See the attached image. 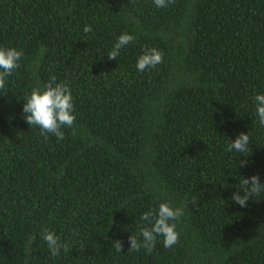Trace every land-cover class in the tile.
Returning <instances> with one entry per match:
<instances>
[{"label":"trees","instance_id":"trees-1","mask_svg":"<svg viewBox=\"0 0 264 264\" xmlns=\"http://www.w3.org/2000/svg\"><path fill=\"white\" fill-rule=\"evenodd\" d=\"M0 47L23 52L0 90V264H264V197L231 199L240 177L264 183V0H0ZM145 48L163 62L140 72ZM53 74L75 115L59 142L22 112ZM240 132L248 156L227 150ZM161 202L187 204L179 242L128 251Z\"/></svg>","mask_w":264,"mask_h":264},{"label":"clouds","instance_id":"clouds-1","mask_svg":"<svg viewBox=\"0 0 264 264\" xmlns=\"http://www.w3.org/2000/svg\"><path fill=\"white\" fill-rule=\"evenodd\" d=\"M170 0H153L157 8L167 7ZM85 33L92 31L90 25L83 28ZM134 37L128 33H122L111 51L107 54L108 59L116 60L122 48L132 42ZM46 49H41V53ZM23 52L14 47H0V90L6 87V80L14 70L20 65L19 61ZM163 62V53L155 48H145L137 58L136 68L143 72L147 68H153ZM255 104V115L258 117L260 126L264 127V94L258 93L253 97ZM23 119L28 125L36 126L45 139L51 134L57 141L65 139L62 128H71L75 123L73 96L70 87L64 82H57L56 76H50L49 81L42 87H33L29 94L23 99ZM229 140L228 151L248 156L250 154V137L248 133L240 132L234 140ZM246 160H239L240 166H245ZM237 191L232 194V201L241 207H246L249 198L257 196L264 197V183L260 182L258 175L250 177H240L239 183L234 186ZM242 193V194H241ZM197 201H193L196 204ZM183 206H172L169 202H161L157 209H149L139 216V220L144 222L138 224V236L130 235L128 251L135 252L141 248L146 253H151L155 247L157 236L162 237L164 247L171 248L179 242L180 233L174 223L184 215ZM43 240L45 241L52 256H58L63 250L68 252L66 244L61 242L60 237L52 230L44 228L42 230ZM142 238V239H141ZM114 247L118 252L122 251V242L113 241Z\"/></svg>","mask_w":264,"mask_h":264}]
</instances>
